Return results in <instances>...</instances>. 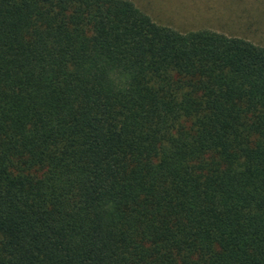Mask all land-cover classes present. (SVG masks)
Segmentation results:
<instances>
[{
	"label": "trees",
	"instance_id": "obj_1",
	"mask_svg": "<svg viewBox=\"0 0 264 264\" xmlns=\"http://www.w3.org/2000/svg\"><path fill=\"white\" fill-rule=\"evenodd\" d=\"M0 264H264V45L0 0Z\"/></svg>",
	"mask_w": 264,
	"mask_h": 264
},
{
	"label": "rangeland",
	"instance_id": "obj_2",
	"mask_svg": "<svg viewBox=\"0 0 264 264\" xmlns=\"http://www.w3.org/2000/svg\"><path fill=\"white\" fill-rule=\"evenodd\" d=\"M159 24L208 28L264 45V0H130Z\"/></svg>",
	"mask_w": 264,
	"mask_h": 264
},
{
	"label": "crops",
	"instance_id": "obj_3",
	"mask_svg": "<svg viewBox=\"0 0 264 264\" xmlns=\"http://www.w3.org/2000/svg\"><path fill=\"white\" fill-rule=\"evenodd\" d=\"M175 29V28H174ZM198 29H200V28H198Z\"/></svg>",
	"mask_w": 264,
	"mask_h": 264
}]
</instances>
